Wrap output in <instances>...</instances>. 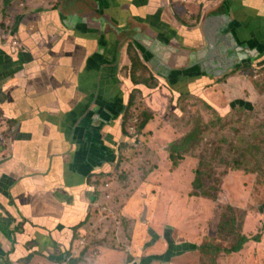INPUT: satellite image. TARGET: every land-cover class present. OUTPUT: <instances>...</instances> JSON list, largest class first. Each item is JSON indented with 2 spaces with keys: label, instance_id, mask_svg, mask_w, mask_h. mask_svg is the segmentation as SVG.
Instances as JSON below:
<instances>
[{
  "label": "crops",
  "instance_id": "1",
  "mask_svg": "<svg viewBox=\"0 0 264 264\" xmlns=\"http://www.w3.org/2000/svg\"><path fill=\"white\" fill-rule=\"evenodd\" d=\"M187 4L197 7L190 21ZM1 24L22 48L0 38V132L15 138L0 147V264H114L121 245L103 240L97 208L109 206L104 182L119 168L140 92H192L221 115L253 108L226 103L216 85L234 69H213L227 53L264 60V0H0ZM260 235L233 264H264Z\"/></svg>",
  "mask_w": 264,
  "mask_h": 264
},
{
  "label": "rangeland",
  "instance_id": "2",
  "mask_svg": "<svg viewBox=\"0 0 264 264\" xmlns=\"http://www.w3.org/2000/svg\"><path fill=\"white\" fill-rule=\"evenodd\" d=\"M185 7L182 18L190 21L187 10L197 12V7ZM232 73L235 78H226L216 87L223 91L226 103L248 100L253 106L250 111L238 109L221 115L192 92L180 97L160 88L153 94L151 89L140 92L137 126L143 121L137 115L146 109L152 119L143 130L137 128L135 137L127 136L128 142L119 154V168L109 173L104 182V187L110 183L105 187L106 197L110 194L109 206L101 203L97 208L102 217L103 240L115 239L114 244L121 245L120 251L114 249L110 255L114 264H135L130 262L132 258L141 259L142 264H233V253L227 251L240 238H262L264 60L243 56ZM175 87L184 92L186 83L180 80ZM133 116L132 112L130 117ZM132 124L136 125L134 118ZM7 131L8 127L0 132V147L9 139ZM191 133L195 140L179 157L174 145ZM173 153L177 156L175 162ZM201 164L206 187L217 184L221 190L216 201L212 199L214 193L194 197V181ZM229 206L244 224L236 230L239 236L231 233L225 218ZM93 224L94 221L89 227ZM165 236L178 247L172 250L167 263L147 260L157 249L152 256H164L159 244L168 245ZM132 246L136 247L131 250ZM131 251L138 255L133 257Z\"/></svg>",
  "mask_w": 264,
  "mask_h": 264
},
{
  "label": "trees",
  "instance_id": "3",
  "mask_svg": "<svg viewBox=\"0 0 264 264\" xmlns=\"http://www.w3.org/2000/svg\"><path fill=\"white\" fill-rule=\"evenodd\" d=\"M7 27L6 25L1 24V29L5 30ZM140 67L139 70L141 69H145V67H143V65L139 62L138 58H134V62H133V68ZM133 81L136 82V79L133 76ZM134 101V98H133ZM133 101L131 102L130 106H132ZM127 110V113L125 115V119H124V129L126 128V125H130L132 124V119L136 118V110L133 111L134 116L130 117V107ZM141 116L143 121L139 122V125L137 126V128H139L140 130H143L147 123L152 119V116L148 113V110H144L143 112L139 113L137 115V117ZM128 133V132H127ZM128 135V134H127ZM183 140V141H182ZM180 142L176 143L174 145L175 147V153L181 157L182 153H184V150H186L195 140V136L194 133L189 134L188 136H186L184 139H182ZM135 156V155H134ZM172 159L175 160L177 159V156L173 153L172 154ZM230 170H235V171H240L238 169H230ZM196 180L194 181V188L196 189V192L194 194V197H200V196H205V197H209L211 193H214V196L212 197V199L214 198V200H217V194H219L221 192V190H219L218 185L216 184V186H210V187H206V183H205V172L202 170V164L200 165L199 171L196 172ZM220 184V183H219ZM104 194H106V191H104ZM107 206V205H106ZM226 217L229 221V226L231 229V233H235L237 236L240 235L239 232H237L236 230L239 228L240 225H244L242 222H240V220L237 219L236 215H235V211L232 207H228L226 210ZM224 228V225L221 224V230ZM219 229V227H218ZM170 233V230L167 231V234ZM157 236V235H156ZM158 237V236H157ZM159 238V237H158ZM165 240L167 241L168 245H169V250L168 252H166V254L163 257H152L150 260L154 263L157 261H167V259L169 258V255L171 254L173 249H177L178 247H174V243L171 241V238H166L165 236ZM256 240H260V237H255L254 240L252 241H256ZM248 242V239L246 240V238H240V241L237 242V244L232 248V250H228L227 253H237L240 252L243 248L244 245H246ZM150 246V245H149ZM184 249V248H182ZM186 252H183L182 254H184ZM70 264H75V262H71Z\"/></svg>",
  "mask_w": 264,
  "mask_h": 264
},
{
  "label": "built area",
  "instance_id": "4",
  "mask_svg": "<svg viewBox=\"0 0 264 264\" xmlns=\"http://www.w3.org/2000/svg\"><path fill=\"white\" fill-rule=\"evenodd\" d=\"M180 2L186 3L187 0H180ZM6 27L7 28L5 30H2L1 26H0V38L11 43V51L12 52L20 50L22 48V45L19 42V40L16 38L15 33L12 30V26L6 25ZM134 120H135V123L137 124L138 118H135ZM136 131H137L136 125H134V124L128 125V132L130 133V135H134L136 133ZM6 134H7V137L9 139H8V141L4 140V142H3L4 147H8L12 143V140L14 138L13 136L9 135L8 133H6ZM108 186H109L108 184L105 185L106 188H108ZM107 198H110V196L107 195Z\"/></svg>",
  "mask_w": 264,
  "mask_h": 264
},
{
  "label": "water",
  "instance_id": "5",
  "mask_svg": "<svg viewBox=\"0 0 264 264\" xmlns=\"http://www.w3.org/2000/svg\"><path fill=\"white\" fill-rule=\"evenodd\" d=\"M213 18H214V16H212V18L208 17V15L204 16L203 19L201 20V23L204 21L205 24H208L210 22L209 19L211 20ZM230 56L231 55L229 53H227V56L222 55L221 59L218 56V60H216V64L214 66L213 72H215V71L224 72V70H226V69H229V70L235 69V67L240 63L241 60H239V59H234L232 61L230 59L228 60V57H230ZM207 67H209V65H207ZM208 70H211V68ZM13 143H14V141H13Z\"/></svg>",
  "mask_w": 264,
  "mask_h": 264
},
{
  "label": "flooded vegetation",
  "instance_id": "6",
  "mask_svg": "<svg viewBox=\"0 0 264 264\" xmlns=\"http://www.w3.org/2000/svg\"><path fill=\"white\" fill-rule=\"evenodd\" d=\"M131 57H132V63L134 62V58H138V60H139V57L138 56H136V55H133V54H131ZM139 62H140V60H139ZM141 63V62H140ZM142 64V63H141ZM143 65V64H142ZM132 80H133V75H132ZM131 138H133V137H135L134 135L133 136H130ZM176 246V245H175ZM69 264H70V262H69Z\"/></svg>",
  "mask_w": 264,
  "mask_h": 264
}]
</instances>
